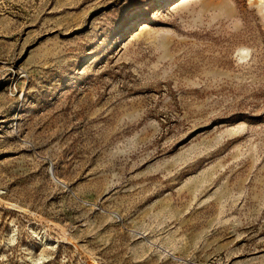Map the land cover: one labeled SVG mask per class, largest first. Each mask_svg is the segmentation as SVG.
Wrapping results in <instances>:
<instances>
[{
    "label": "rangeland",
    "instance_id": "1",
    "mask_svg": "<svg viewBox=\"0 0 264 264\" xmlns=\"http://www.w3.org/2000/svg\"><path fill=\"white\" fill-rule=\"evenodd\" d=\"M0 264H264V0H0Z\"/></svg>",
    "mask_w": 264,
    "mask_h": 264
},
{
    "label": "bare ground",
    "instance_id": "2",
    "mask_svg": "<svg viewBox=\"0 0 264 264\" xmlns=\"http://www.w3.org/2000/svg\"><path fill=\"white\" fill-rule=\"evenodd\" d=\"M261 1H263V0H261ZM53 175H54V173H53ZM56 176V175H55Z\"/></svg>",
    "mask_w": 264,
    "mask_h": 264
}]
</instances>
